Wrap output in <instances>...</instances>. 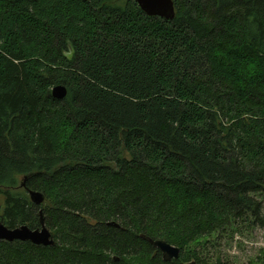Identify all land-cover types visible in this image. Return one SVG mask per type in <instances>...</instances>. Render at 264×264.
Segmentation results:
<instances>
[{
    "label": "trees",
    "instance_id": "16d2710c",
    "mask_svg": "<svg viewBox=\"0 0 264 264\" xmlns=\"http://www.w3.org/2000/svg\"><path fill=\"white\" fill-rule=\"evenodd\" d=\"M172 1L0 0V222L41 210L55 243L0 264H222L218 236L264 228V0Z\"/></svg>",
    "mask_w": 264,
    "mask_h": 264
},
{
    "label": "water",
    "instance_id": "95a60500",
    "mask_svg": "<svg viewBox=\"0 0 264 264\" xmlns=\"http://www.w3.org/2000/svg\"><path fill=\"white\" fill-rule=\"evenodd\" d=\"M139 8L149 17H158L166 20H172L175 16V9L172 0H135ZM52 96L56 99H62L66 96V90L63 86H58L52 89ZM30 201L42 207L44 203L43 194L28 190ZM40 227L30 229L27 226H20L15 229H8L0 222V242H23L31 243L35 246L53 247L54 240L50 231L45 226L43 213L39 212ZM147 242L157 249L162 256L164 262H169L179 258L180 250L164 241H154L145 238ZM188 264H197L194 261Z\"/></svg>",
    "mask_w": 264,
    "mask_h": 264
},
{
    "label": "rangeland",
    "instance_id": "374dc122",
    "mask_svg": "<svg viewBox=\"0 0 264 264\" xmlns=\"http://www.w3.org/2000/svg\"><path fill=\"white\" fill-rule=\"evenodd\" d=\"M261 202L264 215V194L256 196ZM2 199L0 198V206ZM3 204V203H2ZM217 237V242L208 245L202 252L207 261L220 257L222 264H264V228H239Z\"/></svg>",
    "mask_w": 264,
    "mask_h": 264
},
{
    "label": "flooded vegetation",
    "instance_id": "af4514ba",
    "mask_svg": "<svg viewBox=\"0 0 264 264\" xmlns=\"http://www.w3.org/2000/svg\"><path fill=\"white\" fill-rule=\"evenodd\" d=\"M188 264V263H187Z\"/></svg>",
    "mask_w": 264,
    "mask_h": 264
}]
</instances>
